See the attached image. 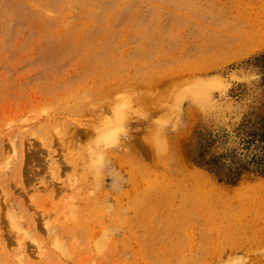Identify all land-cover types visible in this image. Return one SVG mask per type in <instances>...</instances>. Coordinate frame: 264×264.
<instances>
[{
  "label": "rangeland",
  "instance_id": "374dc122",
  "mask_svg": "<svg viewBox=\"0 0 264 264\" xmlns=\"http://www.w3.org/2000/svg\"><path fill=\"white\" fill-rule=\"evenodd\" d=\"M263 54L264 0H0V264H264V169L198 164Z\"/></svg>",
  "mask_w": 264,
  "mask_h": 264
},
{
  "label": "trees",
  "instance_id": "16d2710c",
  "mask_svg": "<svg viewBox=\"0 0 264 264\" xmlns=\"http://www.w3.org/2000/svg\"><path fill=\"white\" fill-rule=\"evenodd\" d=\"M256 62L257 66L264 70V54L256 58ZM241 132L244 135L243 148L230 149L224 155L225 160L230 163L233 170L232 173L230 172L229 177L226 176L223 178L221 175H217V172L210 169L208 161H206V155L211 148V141L205 138L199 141L200 153L198 156V164L220 182H224L231 186H235L239 183L244 173L250 171L249 169L251 166H253L255 170L264 169V104L259 109V112L246 120L242 125ZM253 146H255V151L261 154L258 155L256 152L253 153Z\"/></svg>",
  "mask_w": 264,
  "mask_h": 264
}]
</instances>
